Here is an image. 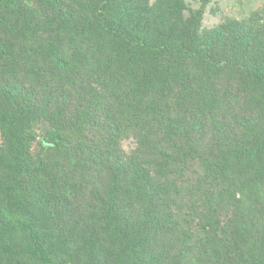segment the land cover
<instances>
[{
	"label": "trees",
	"instance_id": "1",
	"mask_svg": "<svg viewBox=\"0 0 264 264\" xmlns=\"http://www.w3.org/2000/svg\"><path fill=\"white\" fill-rule=\"evenodd\" d=\"M214 1L0 0V264H264V0Z\"/></svg>",
	"mask_w": 264,
	"mask_h": 264
},
{
	"label": "rangeland",
	"instance_id": "2",
	"mask_svg": "<svg viewBox=\"0 0 264 264\" xmlns=\"http://www.w3.org/2000/svg\"><path fill=\"white\" fill-rule=\"evenodd\" d=\"M186 2H194V0H185ZM263 5L261 0H215L213 3L218 15L211 16L207 13L204 18V26L213 27L221 24L225 17L233 19L231 21H239L243 19L245 10L259 8ZM211 10V9H210ZM209 10V11H210Z\"/></svg>",
	"mask_w": 264,
	"mask_h": 264
}]
</instances>
